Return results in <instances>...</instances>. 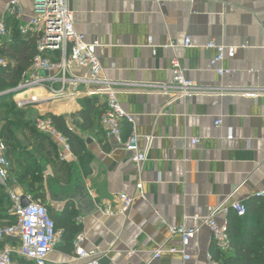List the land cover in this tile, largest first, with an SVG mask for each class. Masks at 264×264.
<instances>
[{"label": "crops", "instance_id": "0c3cea01", "mask_svg": "<svg viewBox=\"0 0 264 264\" xmlns=\"http://www.w3.org/2000/svg\"><path fill=\"white\" fill-rule=\"evenodd\" d=\"M8 1L0 0V13ZM23 6L21 24L32 17L31 1ZM68 7L76 32L86 43L99 44L102 77L118 84L117 100L133 118L147 160L136 166L105 136L98 116L106 108L104 96H96L93 113L82 117L77 114L89 97L45 100L36 123L47 114L63 116L85 142L82 158L72 154L61 161V146L51 138L57 158L39 163L47 204L58 213L71 200L86 238L83 247L96 248L100 264H207L214 248L208 228L186 248L169 230L192 227L191 218L214 212L218 224L227 223L233 202L264 190V95H243L264 93V0H68ZM210 42L237 48L222 63L229 72L224 76L209 65L216 55L205 48ZM172 59L203 95H174ZM130 129L122 122L123 137ZM11 179L16 194L33 198ZM119 195L134 198L130 209L106 214L122 207ZM60 239L45 264L86 263L75 261L73 246ZM159 248L164 253L153 260Z\"/></svg>", "mask_w": 264, "mask_h": 264}, {"label": "built area", "instance_id": "2783aa9c", "mask_svg": "<svg viewBox=\"0 0 264 264\" xmlns=\"http://www.w3.org/2000/svg\"><path fill=\"white\" fill-rule=\"evenodd\" d=\"M32 17L21 27L22 34L34 33L38 36L36 53L29 69L22 75L20 85L12 91H20L25 94L23 99L26 103L33 104L45 100H59L84 97L104 96L106 98V109L100 117V126L107 138L114 140L115 144L129 154L130 160L140 167L147 160V151L139 147V136L133 118L120 106L117 100L119 93L118 84L104 79L103 69L96 50L99 44L86 43L83 36L79 35L73 23V13L68 7V0H30ZM151 1V0H150ZM24 6L21 0H9L0 13V70L5 68L7 60L1 54L3 42L9 37L6 18H12L16 22L24 19ZM184 47H190V40L184 41ZM207 50H214L216 55L210 60L209 65L219 76L229 72L222 67L227 58L232 59L237 51L234 46L219 45L210 42L205 46ZM243 48V47H242ZM75 70H84V76H74ZM174 95L177 98L203 95L204 90L188 80L184 69L176 59L170 62ZM41 73L45 74L44 76ZM43 90L47 97L42 100L33 93ZM19 95V96H20ZM248 97L264 95L261 90H252L244 93ZM21 107V104H18ZM126 122L131 126L130 133L123 137L121 124ZM40 132L48 135L59 146H61L60 160L72 155L71 147L65 136L57 132L51 125L50 120L44 119L37 123ZM231 138V134L229 135ZM150 145L151 139L146 140ZM198 141H193L197 144ZM148 150V149H147ZM8 148L0 139V186L7 194L11 204V213L17 218V222L11 226H0V264H14L12 255L32 261L34 264H45L48 255L56 248L60 232L56 230L47 209L39 202L30 197L20 196L14 192L13 180L10 176V162L7 157ZM141 195V187H138ZM122 207L117 211L108 209L106 214L124 215L132 206L134 198L119 195ZM255 198H264V190L257 192ZM28 201L26 206L23 200ZM234 212L238 217L246 215V207L241 202H233L228 212ZM193 226L182 224L170 228L171 235L180 238L183 248H186L202 227H206L210 233V239L214 247L223 253L230 249L227 234V223L218 224L215 220V212L206 217H193ZM7 239L18 240V246L13 247L6 242ZM85 235L79 233L72 245L75 261H86L85 264H100V253L98 250H86L83 247ZM173 252V250L171 251ZM164 251L159 248L153 255V260H159ZM134 251L130 252L132 256ZM188 256H185V261ZM207 264H219L213 255H207Z\"/></svg>", "mask_w": 264, "mask_h": 264}, {"label": "trees", "instance_id": "16d2710c", "mask_svg": "<svg viewBox=\"0 0 264 264\" xmlns=\"http://www.w3.org/2000/svg\"><path fill=\"white\" fill-rule=\"evenodd\" d=\"M9 37L3 42L1 54L7 60L5 68L0 70V94L16 89L22 75L29 69L36 53L38 36L34 33L22 34L21 22L6 18ZM14 96V95H13ZM10 95L0 96V139L8 148L7 157L10 162V175L16 178L21 186L33 195L31 199L43 205L60 232L61 241L72 247L75 237L81 232L77 223L78 211L71 200H67L60 212L47 204L44 189L42 165L46 159L55 156L56 146L51 138L39 131L36 120L27 116V111L11 101ZM95 97L84 100L83 110L78 116H91ZM106 109V108H105ZM105 109L99 113L100 117ZM44 119L51 122L52 127L65 136L71 152L82 158L85 142L68 127L63 116L47 114ZM43 159V160H42ZM246 215L238 217L230 212L227 216V234L230 249L223 253L213 248L214 260L219 264H264V198L251 199L243 203ZM12 204L0 186V226L16 224L17 218L11 213ZM6 242L18 246V240L7 239ZM14 264H34L32 261L12 255Z\"/></svg>", "mask_w": 264, "mask_h": 264}, {"label": "rangeland", "instance_id": "374dc122", "mask_svg": "<svg viewBox=\"0 0 264 264\" xmlns=\"http://www.w3.org/2000/svg\"><path fill=\"white\" fill-rule=\"evenodd\" d=\"M1 1H2V3H4L7 0H1ZM21 3L23 4V0H21ZM24 5H26V4H24ZM19 95H20V93L10 97L11 101L14 102L17 106H18V104H21L20 108L26 110L28 112L27 116L29 118H31L32 120L37 121V120L41 119L39 117L40 115H39L37 110H39L40 105H42L45 101H39V102H35L33 104H30V103H26L23 99H20L21 95L20 96ZM22 95L25 96V94H22ZM33 95H35L36 97H38L40 99H43V97H41V95L37 92H34Z\"/></svg>", "mask_w": 264, "mask_h": 264}, {"label": "water", "instance_id": "95a60500", "mask_svg": "<svg viewBox=\"0 0 264 264\" xmlns=\"http://www.w3.org/2000/svg\"><path fill=\"white\" fill-rule=\"evenodd\" d=\"M20 91H9V92H5L3 94H0V96H4V95H10V96H13V95H16V94H19ZM28 204V201H26L25 199L23 200L22 202V205L23 206H26Z\"/></svg>", "mask_w": 264, "mask_h": 264}, {"label": "bare ground", "instance_id": "6f19581e", "mask_svg": "<svg viewBox=\"0 0 264 264\" xmlns=\"http://www.w3.org/2000/svg\"><path fill=\"white\" fill-rule=\"evenodd\" d=\"M25 94H28V93H25ZM24 97V95H21L20 98Z\"/></svg>", "mask_w": 264, "mask_h": 264}]
</instances>
